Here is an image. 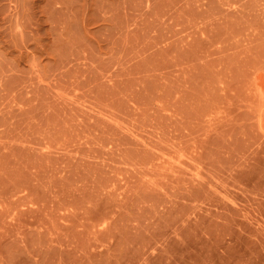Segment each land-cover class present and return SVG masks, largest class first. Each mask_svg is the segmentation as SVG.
Instances as JSON below:
<instances>
[{
  "label": "rangeland",
  "instance_id": "rangeland-1",
  "mask_svg": "<svg viewBox=\"0 0 264 264\" xmlns=\"http://www.w3.org/2000/svg\"><path fill=\"white\" fill-rule=\"evenodd\" d=\"M0 264H264V0H0Z\"/></svg>",
  "mask_w": 264,
  "mask_h": 264
}]
</instances>
